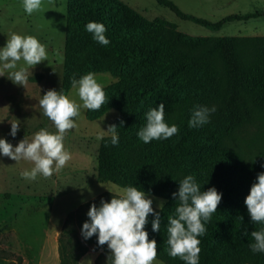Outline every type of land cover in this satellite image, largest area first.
Masks as SVG:
<instances>
[{
	"label": "trees",
	"instance_id": "16d2710c",
	"mask_svg": "<svg viewBox=\"0 0 264 264\" xmlns=\"http://www.w3.org/2000/svg\"><path fill=\"white\" fill-rule=\"evenodd\" d=\"M155 1L181 20L213 31L258 16L229 15L212 23L184 14L168 0ZM89 21L105 25L108 45L92 39L84 27ZM88 72L117 79L102 87L105 103L85 113L95 121L107 111L118 112L112 124L118 126L119 141L116 146L106 143L110 136L100 141L97 179L122 189L137 186L150 196L171 201L160 212L158 232L151 231V215L145 225L148 238L157 243L156 259L185 264L167 254V223L178 204L171 193L191 174L202 191L215 187L222 194L206 232L198 237L199 264H264V253L249 248L251 231L264 225L250 222L243 202L256 175L264 172V151L247 160L228 144L245 127L264 122V37L192 38L162 20H145L119 0H66L61 92L67 95L72 88L71 77L78 79ZM161 103L165 122L175 124L178 132L145 144L136 133L145 125L148 109ZM194 105L215 106L209 123L188 127ZM244 229L247 236L241 235ZM91 239L96 244L95 236ZM57 242L58 264H78L87 253L75 231L65 225ZM97 248L102 252L95 264H107L106 245Z\"/></svg>",
	"mask_w": 264,
	"mask_h": 264
},
{
	"label": "rangeland",
	"instance_id": "374dc122",
	"mask_svg": "<svg viewBox=\"0 0 264 264\" xmlns=\"http://www.w3.org/2000/svg\"><path fill=\"white\" fill-rule=\"evenodd\" d=\"M119 1L145 20H162L192 38L264 37V0H168L184 14L212 23L229 15L258 14L247 21L226 23L217 31L181 20L155 0ZM65 14L66 0H43L42 8L31 15L25 14L21 0H0V46L15 33L34 36L45 45L47 52V61L28 69L23 86L13 84L7 78L6 70L5 77L0 76V137L13 146L23 138L31 141L41 129L56 132L53 122L43 115L38 101L49 89L61 92ZM21 65L23 62H18V67ZM94 75L102 87L117 81L108 73ZM66 96L82 104L73 88ZM85 113L86 109L81 107L80 114L73 118L76 127L64 134L63 145L71 153V160L50 177L25 180L19 173L30 169L31 161L15 162L0 156V264H58L57 240L64 225L75 231L78 241L87 248L90 256H94V263L101 254L91 238H82L80 228L88 219L86 212L90 204L99 205L101 199L108 201L112 196L122 194V188L100 182L96 177L97 152L102 140L97 142L96 136L101 130H107L118 112L107 111L95 121L88 120ZM16 120L19 130L13 138L8 133L10 122ZM109 136L105 133L103 138ZM228 144L247 160H252L264 151V122L257 120L245 127ZM151 197L156 211H164L171 203L166 198ZM160 202L164 206L161 210L156 207ZM90 256L81 264H90ZM153 264L163 263L156 259Z\"/></svg>",
	"mask_w": 264,
	"mask_h": 264
},
{
	"label": "clouds",
	"instance_id": "9594fccd",
	"mask_svg": "<svg viewBox=\"0 0 264 264\" xmlns=\"http://www.w3.org/2000/svg\"><path fill=\"white\" fill-rule=\"evenodd\" d=\"M21 3L25 14L31 15L42 8L43 0H21ZM84 27L91 33L94 41L101 45L110 43L105 36L104 24L89 21ZM45 60L47 61L45 45L34 36L13 33L0 46V76L5 77L6 70L7 78L13 84L23 86L28 69ZM21 61L23 65L18 67V62ZM70 83L82 104L54 89L45 91L38 101L43 115L53 122L55 133L41 129L31 141L23 138L15 146L0 137V156H7L15 162L22 159L32 162L30 169L19 173L25 180L35 181L38 176L47 178L62 169L72 158L63 145V138L67 131L76 127L73 118L80 114L81 107L98 110L105 103L103 88L97 83L94 73L88 72L78 79L73 76ZM215 110V106L194 105L187 121L188 127L198 128L209 123L210 114ZM164 113L163 103L148 109L145 113L146 123L136 133L139 140L147 144L153 140H166L178 132L175 124L165 122ZM120 123L122 126L123 121ZM117 128L115 124L108 125L106 131L101 130L97 134V142L103 139L105 133H109L110 140L106 143L116 146L119 141ZM18 130L19 121L10 122L8 135L15 138ZM171 196L178 204L174 215L168 218L167 254L169 257H178L185 264H199L198 237L206 232L205 225L211 214L217 211L222 194L215 187L202 191L196 178L189 174L178 182V188ZM243 202L250 222L264 225V172L256 175ZM152 204L153 198L149 194L140 187L129 185L118 197L112 196L108 201L101 199L99 205H89L86 212L88 219L81 224V236L85 240L95 236L97 246L106 245L110 264H153L157 257V243L155 239L148 238L145 225L149 223L148 217L151 215V231L158 232L161 215L160 211L154 210ZM156 207L160 210L164 208L162 202ZM248 234L246 229L241 233L242 236ZM250 235L253 240L249 244L250 250L253 253H264V227L251 231Z\"/></svg>",
	"mask_w": 264,
	"mask_h": 264
},
{
	"label": "crops",
	"instance_id": "0c3cea01",
	"mask_svg": "<svg viewBox=\"0 0 264 264\" xmlns=\"http://www.w3.org/2000/svg\"><path fill=\"white\" fill-rule=\"evenodd\" d=\"M90 256V253L89 252H87L84 256H82V258L80 259V263L79 264H81V262L85 259V258H87V257H89ZM94 256L92 255V256H90V261H91V264H95L94 263Z\"/></svg>",
	"mask_w": 264,
	"mask_h": 264
}]
</instances>
